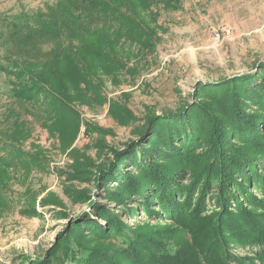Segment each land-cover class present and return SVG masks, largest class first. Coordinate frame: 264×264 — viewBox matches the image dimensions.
<instances>
[{"label": "rangeland", "instance_id": "1", "mask_svg": "<svg viewBox=\"0 0 264 264\" xmlns=\"http://www.w3.org/2000/svg\"><path fill=\"white\" fill-rule=\"evenodd\" d=\"M223 28L231 35H223ZM31 44L44 45V52ZM64 50L66 57L75 59L67 71L87 76L75 87L76 102L68 103L79 122L72 142L61 134L60 120L42 118L33 111L34 105L13 97L8 85L16 80V71L43 68ZM0 64L13 72L10 78L0 70V140L17 144L36 161L30 168L0 169V190L8 199L0 201V264H107L102 262L105 252L117 258L121 241L99 238L88 226L98 222L106 226L96 216L103 207L129 229H174L175 245L184 250L191 239L178 232L171 219L142 208L136 214L126 213L109 201L97 179L98 170L132 141L139 144L127 154L133 149L141 154L150 134L145 140L139 139L140 134L157 115L181 123L172 133L184 137V115L190 119L193 108L211 102L198 90L201 84L264 70V0H0ZM257 109L249 106L245 112L257 115L258 136L264 137V113L254 112ZM46 120L54 122L56 132ZM169 122H164L167 129ZM229 142L239 152L249 148L234 136ZM204 145L195 148L207 151L205 156L216 152L211 144ZM1 155L5 157L4 152ZM139 159L149 165L158 158L153 153ZM140 164L137 168L123 164L114 180L126 171L137 175ZM88 170L90 176L70 178ZM189 180L182 178L181 185ZM105 186L114 190L117 183ZM252 193L263 198L260 192ZM42 199L50 201H43L44 206ZM213 199H207L208 212L220 208ZM134 201L129 205L136 209ZM95 202L102 205L94 208ZM24 209L35 213L23 215ZM258 251L257 246L232 248L234 259L245 264H264Z\"/></svg>", "mask_w": 264, "mask_h": 264}, {"label": "trees", "instance_id": "2", "mask_svg": "<svg viewBox=\"0 0 264 264\" xmlns=\"http://www.w3.org/2000/svg\"><path fill=\"white\" fill-rule=\"evenodd\" d=\"M31 45L44 52V45ZM59 54L45 63L43 68L39 65L36 68L26 66V69L16 71V80L8 82L9 93L19 101L34 105L36 108L33 111L41 114L42 118L56 122L60 120L61 134L69 135L72 142L77 137L79 122L77 111L68 103L76 102L77 97L73 93H78V90L75 87H79L83 83L82 78L87 76L82 72L67 71L75 59L66 57L68 54L65 50ZM0 70L6 76L13 77L8 66L0 64ZM254 76L240 75L221 83L201 84L198 90L211 102H203L193 108L190 119L189 115H184L183 122L187 126L184 137L180 139L172 133L179 129L181 123H176L173 118L166 119L165 114L157 115L140 134V140H145L150 134L141 154L136 149L127 154V150L137 148L139 144L132 141L125 150L115 152V158L109 165L99 168L97 179L100 187L104 185L105 196H108L109 201L116 202L126 213L136 214L142 208L148 210L150 215H163L171 219L178 232H185L191 239L190 245L182 250L175 245L174 229H129L117 215L103 207L97 211L96 216L104 219L106 226L99 222L88 226L99 238L113 237L120 240L121 245L116 249L117 258L105 252L102 262L245 264L234 259V245L257 246L258 256L264 262V175L257 171L259 169L264 172V137L258 136L261 121L257 115L245 112V109L253 106L258 108L254 112L264 113V83L259 82L260 78H264V70ZM69 77L78 79L68 84L65 78ZM223 115L225 120L220 118ZM66 116L71 120H65ZM46 121L52 122L51 126L56 132L54 122ZM172 121L174 126H170ZM164 122H169L168 129ZM88 130L89 127H85V132ZM223 133L228 136H223ZM232 136L242 143L247 142L249 148L239 152L229 142ZM178 144L183 149H176ZM201 144L202 149L205 148L204 144H211L216 152L205 156L207 151L200 153L195 148ZM1 152L5 153V157H2ZM153 153L158 158L157 162L149 165L139 163V157L148 158ZM128 163L134 168L140 164L139 173L133 175L126 171L129 173L114 180L120 167ZM34 164L35 159L20 146L0 140V169L8 172L11 167L30 168ZM91 173L89 170L75 172L70 178L82 179ZM186 177L190 179L189 184L181 185L182 178ZM107 182L117 183V187L112 190L105 186ZM252 191L260 192L263 198L254 196ZM211 197L220 207L216 212H208L207 199ZM7 200V196L0 190V201ZM133 200L138 203L136 209L129 205ZM41 201L46 206L43 201L50 200ZM99 205L102 204L95 202L93 206L96 208ZM32 211L24 209L23 215L34 214L35 211Z\"/></svg>", "mask_w": 264, "mask_h": 264}, {"label": "built area", "instance_id": "3", "mask_svg": "<svg viewBox=\"0 0 264 264\" xmlns=\"http://www.w3.org/2000/svg\"><path fill=\"white\" fill-rule=\"evenodd\" d=\"M218 32H219V31H217V39L219 40L221 36L218 34ZM221 33H222L223 35H227V36H230V35H231V31H230V29H227V28H223V29L221 30Z\"/></svg>", "mask_w": 264, "mask_h": 264}]
</instances>
